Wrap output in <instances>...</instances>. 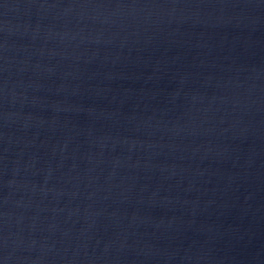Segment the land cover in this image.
<instances>
[{
    "label": "water",
    "instance_id": "95a60500",
    "mask_svg": "<svg viewBox=\"0 0 264 264\" xmlns=\"http://www.w3.org/2000/svg\"><path fill=\"white\" fill-rule=\"evenodd\" d=\"M0 264H264V0H0Z\"/></svg>",
    "mask_w": 264,
    "mask_h": 264
}]
</instances>
